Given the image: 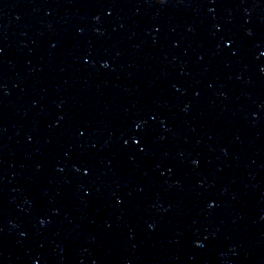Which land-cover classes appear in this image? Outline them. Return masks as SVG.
<instances>
[{
  "label": "water",
  "instance_id": "1",
  "mask_svg": "<svg viewBox=\"0 0 264 264\" xmlns=\"http://www.w3.org/2000/svg\"><path fill=\"white\" fill-rule=\"evenodd\" d=\"M0 264H264V0H0Z\"/></svg>",
  "mask_w": 264,
  "mask_h": 264
},
{
  "label": "snow or ice",
  "instance_id": "2",
  "mask_svg": "<svg viewBox=\"0 0 264 264\" xmlns=\"http://www.w3.org/2000/svg\"><path fill=\"white\" fill-rule=\"evenodd\" d=\"M137 143H139V141H137Z\"/></svg>",
  "mask_w": 264,
  "mask_h": 264
}]
</instances>
